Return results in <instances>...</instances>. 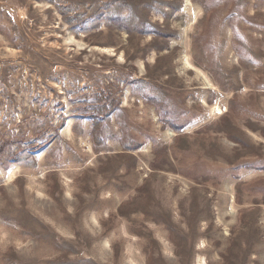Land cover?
I'll return each mask as SVG.
<instances>
[{"label": "rangeland", "instance_id": "obj_1", "mask_svg": "<svg viewBox=\"0 0 264 264\" xmlns=\"http://www.w3.org/2000/svg\"><path fill=\"white\" fill-rule=\"evenodd\" d=\"M0 264H264V0H0Z\"/></svg>", "mask_w": 264, "mask_h": 264}, {"label": "bare ground", "instance_id": "obj_2", "mask_svg": "<svg viewBox=\"0 0 264 264\" xmlns=\"http://www.w3.org/2000/svg\"><path fill=\"white\" fill-rule=\"evenodd\" d=\"M218 53V52H217ZM217 110H219V108H216ZM220 113V112H219ZM221 114V113H220ZM70 126V124H69ZM200 149V148H199ZM197 150V149H196ZM215 155V154H214ZM204 159V158H203ZM208 161V160H207ZM208 166V165H207ZM214 168V167H213ZM211 170H212V167H211ZM232 170V169H231Z\"/></svg>", "mask_w": 264, "mask_h": 264}]
</instances>
